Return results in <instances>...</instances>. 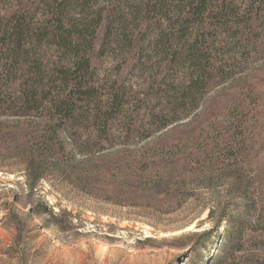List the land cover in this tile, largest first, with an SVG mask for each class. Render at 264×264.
Instances as JSON below:
<instances>
[{
	"label": "trees",
	"instance_id": "16d2710c",
	"mask_svg": "<svg viewBox=\"0 0 264 264\" xmlns=\"http://www.w3.org/2000/svg\"><path fill=\"white\" fill-rule=\"evenodd\" d=\"M263 42L264 0H0V147L20 158L31 192L56 177L96 195L110 177H136L137 165L147 174L153 158L162 170L140 181L170 196L169 158L192 142L208 161L193 179L229 185L205 205L212 227L175 240L193 242L182 245L191 252L222 229L211 264H264V183L246 173L256 98L233 101L205 134L181 125ZM137 71L148 73L133 89ZM136 138L138 161L124 160Z\"/></svg>",
	"mask_w": 264,
	"mask_h": 264
},
{
	"label": "rangeland",
	"instance_id": "374dc122",
	"mask_svg": "<svg viewBox=\"0 0 264 264\" xmlns=\"http://www.w3.org/2000/svg\"><path fill=\"white\" fill-rule=\"evenodd\" d=\"M117 59L116 55L109 57L103 75L112 72ZM249 62L241 74L212 89L198 115L181 125L185 131L195 129L196 135L210 132V120L222 118L227 106L237 99L246 104L245 95L251 93L257 101V122L246 173L259 175L264 183V42ZM147 73H133L128 86L141 87ZM210 138L202 142L207 151L215 150ZM132 143L124 159L130 162L138 161L144 145L138 144V138ZM196 149L190 142L181 151L172 152L169 160H173L167 166L174 169L176 178L170 196L157 193L154 184L146 186L140 181L141 174L145 179L156 178L154 172L162 170V164L153 158L148 160L147 174L137 165L136 177L128 173L126 177H110L100 193L91 195L56 177L41 181L31 192L20 158L1 146L0 264H206L207 260L211 264L222 245V229L205 246L191 252V246L182 245L193 242L175 240L212 227L205 205H216L218 198L213 192L229 185L223 180L209 187L193 179L192 169L208 162L207 155ZM52 212L59 217H53Z\"/></svg>",
	"mask_w": 264,
	"mask_h": 264
}]
</instances>
